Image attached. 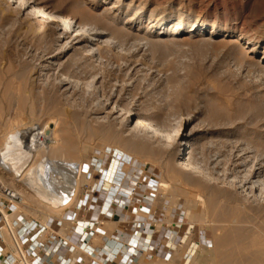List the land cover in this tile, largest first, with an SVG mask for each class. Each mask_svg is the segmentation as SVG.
I'll use <instances>...</instances> for the list:
<instances>
[{
    "label": "rangeland",
    "instance_id": "374dc122",
    "mask_svg": "<svg viewBox=\"0 0 264 264\" xmlns=\"http://www.w3.org/2000/svg\"><path fill=\"white\" fill-rule=\"evenodd\" d=\"M34 1L107 30L108 41L98 44L90 56L89 48L63 54L65 41L43 34L44 20L31 18L27 11L11 15L18 4L9 8L7 0H0V151L12 132L31 128L39 133L48 125L55 127L54 149H42L33 165L46 161L80 165L74 205L85 191L116 185L111 180L113 166L121 161L124 189L137 190L132 202L137 211L125 212L128 220L136 214L149 218L140 209L149 204L150 216L157 214L164 222L158 229L171 227L177 236L180 226L206 237L208 245L200 247L192 264H218L216 238L236 227L227 222V215L248 205L251 215L264 222L263 199L250 198L248 203L241 190L228 185L238 171L245 176L256 161L257 168L264 161V0H123L121 5L119 0ZM133 1L136 7L129 9ZM137 6L143 10L135 16ZM133 16L134 22L127 24ZM179 16L205 21L203 35L150 37L160 26L173 28ZM98 47H103L104 55L95 56ZM67 76L69 84L63 87ZM125 111L136 117L129 120ZM142 113L167 129L172 139L132 130ZM182 131L196 136L195 159L207 178L180 167L171 171L169 162L180 147ZM68 145L76 148L75 156H68ZM183 149L189 152L188 147ZM215 159L221 161L220 167L212 164ZM244 159L246 167L239 170L235 165ZM0 176L5 188L22 192V209L28 215L43 220L64 216L65 211L58 213L43 204L14 174L0 167ZM200 184L206 190L196 189ZM192 195L199 205L200 197L215 198V205L206 206L205 220L193 218ZM97 197L100 204L106 200V195ZM181 248L178 264L188 245ZM245 261L260 264L253 256Z\"/></svg>",
    "mask_w": 264,
    "mask_h": 264
},
{
    "label": "bare ground",
    "instance_id": "6f19581e",
    "mask_svg": "<svg viewBox=\"0 0 264 264\" xmlns=\"http://www.w3.org/2000/svg\"><path fill=\"white\" fill-rule=\"evenodd\" d=\"M122 2L123 0H119L120 5ZM7 4L9 5V8L18 4V7L16 6L17 11L10 9L11 15H13L14 12L23 13V11H27L31 18L44 20L45 22L41 24V26L39 24L37 26H40V29H43V34L52 37V39L55 41L63 43L65 41L63 46L64 49L62 48V51H64L63 54H66L71 50L75 51L76 53H82L86 48H89L87 56H90L98 44L102 45V42L106 43L108 41V39H105L109 35L107 30H102L97 26L84 23L76 17L67 14L64 10H50L42 3L34 0H7ZM135 4V1H133L128 5V8L131 9L136 7ZM142 10L143 8H141V6H137L135 9V16L139 15ZM135 16L128 18L126 23L132 24L135 20ZM34 26L35 28L37 27L36 25ZM206 26L207 23L205 21H184V16H179V19L175 22L173 28H165L164 26H160L156 28L154 32L152 31L150 33V37L163 38L179 34H199V36H202V32H204ZM64 27L67 28L65 33ZM214 28H216V25H214ZM229 32L230 30L223 31L224 34ZM221 33L212 32L211 34L213 35ZM109 41L111 40L109 39ZM87 44L90 46H86ZM95 50L98 52L95 54V56L104 55L103 47H98ZM262 71L264 73V67L262 68ZM65 78L66 79H64L62 82L63 87L64 85L69 84L70 81L68 76ZM122 110L124 111V109ZM113 111L115 110L113 109ZM124 114H126L129 120H132L134 117H136L135 115H132L130 112L126 111ZM132 127V130L143 129V131H146V134H151V136L164 141L166 139H172L169 131L162 127L159 123L154 122V120H152L150 116L147 115V113H142V115L136 119V122L133 123ZM54 128L55 127L48 125L39 133H36L35 130L31 128H26L27 130L25 132H22L21 130L12 132L10 129L12 133L8 135L4 147L0 151V167L8 173L14 174L16 178H20L21 180H19L21 183L23 182L43 204L47 205L50 209L56 210L58 213L65 211L63 214L65 215L74 205L73 202L80 190L79 179L82 176V167L78 164H70L62 161H46L44 163L42 162L43 164L41 165L38 163V165H33L34 159L42 149L49 151L54 149V144L57 142H55L56 132L54 131ZM178 135L177 142L179 143L180 147L177 149V152L175 150L173 155H171L172 157L169 162L171 171H174L176 167H180L185 171H192L196 174H199L203 178H207V173H205L203 168L195 159V153L198 150V147H195L196 145L194 144L196 136L194 134L185 133V131L179 132ZM135 139H138V136L135 135ZM184 147H188L189 152L184 151V149L182 151L181 149ZM135 148V154L138 156V148ZM68 149V156L76 155L77 151L74 146H71ZM30 159H32L31 162ZM246 162L247 159L238 161L235 166L239 170H242L246 167ZM220 163L221 161L219 159H215L212 164L215 167H220ZM31 164L33 166H31ZM255 164H257V161ZM255 164L245 176L238 175L242 173V171H238L235 175L233 174V180L228 181V185L241 190V194H245L247 197L244 201L249 203L248 200L251 198L256 202L258 201L259 197V199H263L262 202L264 204V176L262 175L264 173V161L259 164L258 168L255 166ZM121 166V161L120 163H115L113 166L116 173L111 180L117 182V184L108 188H100V194H102L103 197H105L107 194L106 200L104 199L107 206L115 204L116 201H121L122 203L120 202V204L123 208L128 204L126 201L124 202V199L127 198L130 201V206L133 207V195L129 193L130 189H124V185L127 181L126 177L123 179L121 176L123 173V171L120 172ZM111 175L112 174L110 173V176ZM108 178L110 179L111 177ZM121 178L123 179L122 183L120 182ZM118 187L119 189H117ZM161 187L166 188L167 186L162 184ZM196 189L206 190V187L200 184ZM11 190L19 194L18 190L16 189ZM187 192L188 191H184L183 193L189 194ZM212 198L215 199L214 197ZM213 199H207V201H203L200 197L199 201H202L203 205H199L198 200L192 195L189 200L194 202V206L192 205L194 209H191L193 218L205 220L206 215L208 216V210L206 209V206L209 207L213 205ZM258 205L260 204L258 203ZM247 206L236 207L235 212L232 213V216L227 215L225 212V217L226 215L228 216L227 222H229V224L231 223V225H236V227L230 229L226 234L216 238V257H221L218 264H246L247 262L245 260L250 256H253L256 260H258L260 264H264V222L257 221L255 216L251 215L253 212L252 208ZM189 214H191L190 209ZM137 216L139 217V215ZM229 216L231 217L229 218ZM141 217L144 219L142 215L140 218ZM148 223L149 221H147L145 225ZM193 236H195V234ZM190 246L191 242L189 243L188 248ZM200 247L201 245L198 247L195 257L197 256L198 251L201 250Z\"/></svg>",
    "mask_w": 264,
    "mask_h": 264
},
{
    "label": "built area",
    "instance_id": "2783aa9c",
    "mask_svg": "<svg viewBox=\"0 0 264 264\" xmlns=\"http://www.w3.org/2000/svg\"><path fill=\"white\" fill-rule=\"evenodd\" d=\"M129 189L136 196L137 190ZM0 195V262L4 264H139L142 258L172 262L182 245L190 242L181 264H192L198 247L208 245L199 231L195 232L199 240L193 241L195 236L184 232L185 227L177 226V236L171 227L158 229L164 222L157 214L150 216L153 208L149 204L140 207L148 219L136 214L128 220L124 213L134 215L136 207L128 203L122 208L121 201L100 204L98 190L85 191L62 218L47 220L26 215L23 197L5 188L1 176ZM112 222L117 224L113 232L107 229ZM3 233L11 238L16 254L6 252Z\"/></svg>",
    "mask_w": 264,
    "mask_h": 264
},
{
    "label": "crops",
    "instance_id": "0c3cea01",
    "mask_svg": "<svg viewBox=\"0 0 264 264\" xmlns=\"http://www.w3.org/2000/svg\"><path fill=\"white\" fill-rule=\"evenodd\" d=\"M26 215H28V214L26 213ZM28 216H30V215H28ZM116 228H117V224L115 222L109 223L107 225V229L109 231H111V232H113ZM3 240L5 241L6 245L8 246L6 252L9 253V254L10 253L11 254H16V251H15L14 245H13V242H12L11 238L7 235V233H3ZM0 264H4L3 261H1ZM139 264H178V263H177V259H175L172 262H165V261L159 260V259L147 260L145 258H142L140 260Z\"/></svg>",
    "mask_w": 264,
    "mask_h": 264
}]
</instances>
